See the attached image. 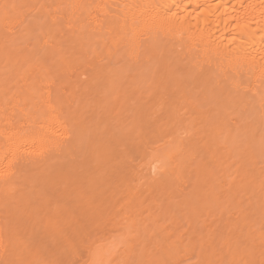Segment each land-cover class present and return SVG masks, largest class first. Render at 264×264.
I'll return each mask as SVG.
<instances>
[{"label":"bare ground","instance_id":"bare-ground-1","mask_svg":"<svg viewBox=\"0 0 264 264\" xmlns=\"http://www.w3.org/2000/svg\"><path fill=\"white\" fill-rule=\"evenodd\" d=\"M208 99L216 105L203 111ZM258 136L264 138V0H0V264H37L45 256L50 264H74L89 230L107 211L104 189L98 186L104 196L98 198L93 191L97 183L94 188L91 184L112 178L114 168L128 161L127 151L143 160L159 146L166 152L155 151L149 162H141V170L134 158L135 170L128 167L131 161L126 163L129 189L135 187V176L136 182H149L151 188H144L149 193L164 191L167 184L172 196L183 194L177 203L184 206L189 227L206 216L205 222L214 224L210 217L222 210L221 199L228 210L235 203L231 211H241L233 198L246 190L251 200L247 215L258 225L242 235L235 226L243 218L234 227L230 222L231 229L237 228L233 231L219 219L228 210L216 212L221 216L214 215L220 220L215 224L221 222V229L224 224L220 235L214 224L207 231L215 232L199 236L197 244L192 239L180 243L179 237L173 241L177 246L169 242L174 248H163L175 259L170 263L184 255L193 264H264V173H255L256 153L251 150ZM244 139L246 160L242 155L243 163L235 166L242 172L236 170L237 175L233 168L229 174L230 145ZM146 150H151L149 156ZM114 157L119 161L111 166ZM94 163L104 165L96 173L100 177L89 175ZM33 178L46 182L43 196L52 194L59 182L66 185L61 196L67 201L57 195L52 209L42 208L44 215L35 205L34 215L41 220L24 214L25 206L23 212L19 209V192L25 193L24 185ZM80 183L93 191L85 195L84 206L77 194ZM140 185L141 190L145 185ZM72 201L76 204L69 206ZM259 211L262 219L253 221ZM96 251L88 247L82 260L95 261Z\"/></svg>","mask_w":264,"mask_h":264},{"label":"rangeland","instance_id":"rangeland-1","mask_svg":"<svg viewBox=\"0 0 264 264\" xmlns=\"http://www.w3.org/2000/svg\"><path fill=\"white\" fill-rule=\"evenodd\" d=\"M200 89V88H199ZM199 89L198 90H196V94L198 93V95H199ZM202 89V88H201ZM194 95V93H193V97L195 98L197 95ZM205 102V101H204ZM207 103V104H206ZM206 103H204V104H202V107H200L203 111L204 110H209V109H213V107L216 105L215 104V102L214 101H211V100H209L208 99V101H206ZM207 105V106H206ZM207 107V108H206ZM212 113H213V111H212ZM130 120V119H129ZM115 124V123H114ZM250 138V137H249ZM258 139H259V141H255V142H257V143H255L254 144V141L252 142V145H253V148H251V150H252V152L253 153H256V154H254L255 156H256V159H255V161H256V166L254 165V169H255V173H264V145H262V144H264L263 142H264V138H261L260 136H258ZM248 140V139H247ZM239 141H241V140H239ZM239 141H237L238 143V145L239 146H237V144H233V145H230V149H231V153H232V155H233V157H232V159H233V161H235V162H233L232 160L230 161V169H228V170H226V171H230V172H227V173H229V174H231L232 173V170H233V168H234V171H233V173L234 172H236V170L238 171L239 169H236V167L238 168L242 163H243V160L242 159H245L246 157L245 156H247L246 155V151L247 150H244V149H246V147H247V141H245V139H244V141L245 142H239ZM250 141V140H249ZM240 143H241V145H240ZM243 143V144H242ZM252 145H250L251 147H252ZM258 145V146H257ZM236 146V147H235ZM240 146L241 147H244V148H240ZM161 147L164 149V147L163 146H159V149H161ZM235 147V148H234ZM156 149V148H155ZM159 149H157V151L159 150ZM165 150V149H164ZM234 150V151H233ZM255 150V151H254ZM151 150H148V152L149 153H151L150 152ZM155 151L156 150H154V152L153 153H155ZM156 151V153H158ZM225 151V150H224ZM244 151V152H243ZM128 152V156L129 157H127L128 158V161L126 162L127 164H128V167L130 166H132V165H134L135 164V162H136V166H135V168H137L138 166H137V164L139 165V167H138V170L140 169V165L142 166V164H143V160H144V163H146L145 161H147V162H149V159H150V157H151V155L153 154V153H151V155L149 154V153H147V150H146V153H145V156H149L150 155V157H149V159H148V157H147V159H146V157H144L145 159H141V157L143 156H141V154H140V159H139V157L137 158L136 156V154H134V153H132V152H130V151H127ZM160 152L162 153H164V152H166V151H163L162 149L160 150ZM260 153V154H259ZM146 154H149V155H146ZM159 154V153H158ZM160 155V154H159ZM241 155V156H240ZM242 155H243V157H242ZM245 155V156H244ZM239 157V158H238ZM242 157V159L240 160V158ZM117 159V161H115V160H113V159ZM114 158H112V160H111V162H109V163H112V162H114V164H115V166H116V162H118L119 160H118V158H116V157H114ZM134 158V161L132 160ZM139 159V160H142V161H138V160H136V159ZM143 158V157H142ZM120 159V158H119ZM235 159V160H234ZM238 160V161H237ZM246 160V159H245ZM138 161V162H137ZM134 163V164H131V163ZM141 162H142V164H141ZM233 162V163H232ZM242 162V163H241ZM97 163V162H96ZM96 163H94V164H92L93 165V167H91V169H90V173H89V175H91V176H94L93 174H95V176H97V171L99 172V174H100V171L99 170H101L102 169V166L104 167V165L103 164H101V167H99V166H96V165H98V164H96ZM108 163V167H110V164ZM126 163L124 164H119L120 166H118L119 168H117V170H116V168H114L113 170L116 172V174H120L119 176L121 177L124 173H125V171H126V169H124L125 168V166H127L126 165ZM113 163L111 164V166L112 165H114ZM123 165V166H122ZM134 166H132V170L134 169L133 167ZM232 166V167H231ZM236 166V167H235ZM258 166V167H257ZM121 167H123V168H121ZM262 168V169H261ZM99 169V170H98ZM119 169H120V171H119ZM124 169V170H123ZM143 169V168H142ZM169 169H172V168H169ZM82 170V168L80 169V171ZM94 170V171H93ZM127 170H128V168H127ZM135 170V169H134ZM141 170V169H140ZM240 170H242V169H240ZM239 170V171H240ZM115 172H113V176H112V178H110V179H108V180H106L107 182L105 183L104 182V180H103V182L101 181V180H99L100 181V183L101 184H105V187H107V188H103V186L104 185H99L98 183L99 182H96V180H95V182H94V185L93 184H91V182H90V184L93 186L92 188H94L95 187V184L97 183V187H96V189H98V186H99V189L100 190H102V189H104V191L106 192V194H105V192L102 190V191H100V192H103L104 193V196H106L107 197V195H108V200L106 199V197H105V199L103 200V202H105V204H108V206L106 205V209L105 210H107L106 211V213H104L103 214V216H102V219H101V223L99 224V223H97V225H95V226H93L92 227V229H90L89 230V234H88V239H87V237H86V239H85V241H84V244L82 243V245H84V247L81 245V247H83V248H81L80 247V249H78V250H81V252L79 253V257H78V261H76L78 264L80 263V264H137L138 262H139V264H158V262H159V264L161 263V264H163V262H164V264H165V262L167 263V264H171L170 262H174V260H173V257L171 258V257H168V255H167V253H166V249L168 248V244H169V247L171 246L172 248H174V246H172L171 244H173V241L174 242H176L177 241V238L179 237V239H181V240H179L178 242H180V243H182V241L184 242V244H186V242H187V240H193L194 241V244L196 243L195 241H197V243H198V241H199V239L202 237V235L203 234H206V235H204V237L206 236V238H207V236L209 237V235H211V233L213 234V232H215V231H212V232H210V231H207L208 229L207 228H210L211 229V227H212V229H214L213 228V225L215 224V223H217L218 224V222L220 221L219 219H221V222H223V220H224V224H225V226H226V223H228L227 225H228V228H232V226L234 227L235 226V222H237L236 224H239L238 223V221L239 220H243V221H241V223H243V222H245V223H243V224H239V225H236L235 227H237L238 226V229H237V232H238V230H239V233L241 234L242 233V235L244 234V235H246L247 233H249V230H253L254 228L253 227H255V229H254V232L257 230V226L258 225H254V223L255 222H253L252 223V218H249V216L247 215L248 214V212H250V211H248V209H246V208H249V207H247V205L251 202V200L249 199V193H248V191H247V193L248 194H246L245 195V193H246V190H245V192L244 191H242V192H244L243 194H242V192L240 193V195L241 196H239V199H240V197H244V198H242L241 199V201L237 198V197H235V199L233 198V202L235 201V202H237L236 204V206H240V207H242L241 208V211L239 210V212H238V209L236 210L237 212H238V214L237 213H235L236 211H235V209H232V210H234V211H231V209H230V207H233V206H235L234 204L235 203H232L233 205H231L230 207H229V210L226 208V207H228V205L229 204H227V206L225 207V204H226V201L224 200V199H221V200H219L220 202H224L225 204H223V207L225 208V209H223V207H222V210H225V211H227L228 210V215L226 214V212H225V214H222V218L220 217H218V215L219 216H221V214H218L219 212L221 213V211H219V209H216V212H218V213H216V212H214L215 214H211V215H213V216H211L210 217V219L213 221V220H215L214 222V224L212 223V222H208V221H206L205 222V220L203 219V218H205L206 219V217H200L199 219L197 218V220L199 221V223L198 224H196V222H195V224L192 226L191 225V227H189V225L190 224H188V223H185V221L187 222V219L186 218H184V215H183V213L185 214V209H184V206L182 207H180V205L182 204H180V203H177L178 201H179V199H180V201L184 198L183 196V194H177V193H175L174 194V196H175V198H174V196H172V194L170 193V191L167 189V184H166V190H161L160 188H155V190H154V193H153V191L151 192V190H150V193L148 192L149 190H145V189H147V187H149V182L148 183H146L145 182V180H144V184L142 183V181H140V183L142 184V185H140V183L139 182H136V177L134 176L133 178H135L133 181H131L132 183H131V185L132 186H135V187H133V189L134 188H138V193H137V190L136 189H134V191L136 192V194H135V192H134V194H133V189H129L130 188V186H129V188H128V186H126V185H128V183H130V182H128L127 180H129V178L127 179L126 177H128V174H124L123 175V180L126 178V180L125 181H123L119 176H117L116 177V175H115ZM124 172V173H123ZM127 172V171H126ZM241 172L242 171H240V173L238 172V174H241ZM101 173H102V171H101ZM232 173V174H233ZM222 174V173H221ZM221 174H219V175H221ZM235 174H237V172L235 173ZM237 174V175H238ZM262 174H260V176L262 175ZM115 175V176H114ZM125 175H126V177H125ZM87 176V178H88V175H86ZM101 175H99V176H97V177H100ZM109 176V175H108ZM96 177V179H98ZM115 178V180H116V182L113 180L114 178ZM89 178H90V176H89ZM94 178V177H93ZM117 178H119V179H117ZM34 179H36V178H33V179H30L29 181L31 182V186L33 185V187H31L30 186V182H28V183H26V185H24V188H27L26 189V191H25V193H24V191H23V189H21V191H23L22 193H21V191L19 192L20 194V196H21V198H22V201H21V204L19 205V206H21L20 208H19V206H18V208L23 212V208H24V206H25V208H24V214H26V215H29V216H32V217H35L34 219H36V217L37 218H39V217H41L40 215H38V216H35L34 214H36L35 212L37 211V210H40L39 212H40V214L42 215L46 210V206H48V208H49V210L50 209H52V207H54L53 205L55 204L56 205V200H57V198H59L58 196H61L62 195V192L61 191H63L62 189H64V187H66V185H65V183H61V182H59L60 183V185H59V183H58V186L56 185V184H54V185H56V186H52V189L53 188H55V189H53V191H52V194L50 193L51 191H49L47 194H48V196H43L44 194L42 193L43 192V190L45 189L44 187V183L46 184V182H41V181H39L38 180V182L37 181H35ZM37 180V179H36ZM88 179H86V181H87ZM110 180H112V181H110ZM117 180H119L118 182H117ZM35 183H34V182ZM84 182H85V180H83ZM82 181V182H83ZM110 181V182H109ZM121 181H122V183H121ZM130 181V180H129ZM112 182V183H111ZM134 182H136V183H134ZM41 183V184H40ZM110 183H111V185H110ZM114 183V184H113ZM119 184L120 183V185H116V184ZM146 183V184H145ZM81 184V183H80ZM78 184L79 186H80V188H78L77 190H79L80 191V193L79 192H77V191H75V193L77 192V194H79V198L80 199H83L84 201H82L81 200V203L80 202H78L77 204L79 205V203H80V205H83V204H85V203H87V200H86V196H90V194L91 193H93V191H95L94 192V195H96V192L98 193V195H96V197L98 196V198H101L102 199V196H103V193H99L98 191H99V189L98 190H96L95 188H94V190L92 191L91 190V192H89L90 191V188L91 187H89L90 185H88V183L86 182V184L88 185V187H89V189L86 187V185H85V183H83V184ZM109 186H111V187H108V185ZM137 184V185H136ZM140 185V188L142 187V186H144L142 189H144V191L141 189H139V185ZM29 186V189H28V186ZM35 185V186H34ZM38 185H39V187H38ZM43 185V186H42ZM63 185H64V187H63ZM72 187H71V186ZM61 186H62V188H61ZM79 186H76V188L77 187H79ZM81 186H82V188H81ZM147 186V187H146ZM31 187V188H30ZM69 187L70 188H72L73 189V185L70 183L69 184ZM86 187V189H84V188ZM101 187V188H100ZM117 187V188H116ZM121 188V189H123V190H121V189H119V188ZM125 187L127 188V189H125ZM40 188V189H39ZM61 188V189H60ZM112 188V189H111ZM151 187H149V189H150ZM30 189H31V191H30ZM71 189V190H72ZM89 191H88V190ZM108 189H109V191L111 192V193H109V191H108ZM115 189V190H114ZM129 189V190H128ZM28 190V191H27ZM42 190V191H41ZM57 190H58V192H57ZM113 190V191H112ZM122 192H121V191ZM125 190V191H124ZM127 190V191H126ZM157 190V191H156ZM160 192H159V191ZM38 191V192H37ZM115 191V192H114ZM140 191H143L145 194H143V192H141L140 193ZM55 193V195H54V193ZM84 193V197L81 195V194H83ZM113 192H114V194H113ZM128 194H127V193ZM168 192V193H167ZM24 193V196L23 195H21V194H23ZM50 193V194H49ZM59 193H60V195H59ZM88 193H90L89 195H88ZM123 193H126V194H124V196L123 195H121V194H123ZM158 193V194H157ZM159 193H160V195H159ZM167 193V194H166ZM77 194L75 195V197L77 196ZM150 194H151V196H150ZM28 195H29V198H28ZM52 195H54V196H52ZM58 195V196H57ZM80 195H81V197H80ZM86 195V196H85ZM101 195V196H100ZM109 195H111V196H109ZM127 195H128V197L129 196H131V197H133L132 199L131 198H128L127 197ZM157 195V196H156ZM182 195V196H181ZM31 196V197H30ZM50 196H52V197H50ZM103 196V197H104ZM121 198H120V197ZM172 196V197H171ZM223 196V195H222ZM236 196V195H235ZM47 198V200H46V198ZM66 197V195L62 198V196H61V198L62 199H64V202H65V200L67 201V198H65ZM86 197V198H85ZM117 197V199H115ZM123 197V198H122ZM128 199H127V198ZM139 197H141V198H139ZM181 197V198H180ZM224 197V196H223ZM30 198H31V200H30ZM50 198V199H49ZM53 200H52V199ZM61 198H60V200H61ZM98 198H95L94 200L95 201H97V202H99L101 199H99V201H98ZM134 198L136 199L135 200V203H134ZM148 198H149V200H148ZM164 198V199H163ZM170 198V200H171V198H173L171 201L170 200H168ZM177 198V199H176ZM35 199V200H34ZM44 199V200H43ZM121 199V200H120ZM130 199H131V201H130ZM139 199V200H138ZM144 199V200H143ZM28 200H30L29 201V203H28ZM73 200L75 201L76 199L73 197ZM85 200H86V202H85ZM111 200V201H110ZM115 200H117V202L115 201ZM127 200H129V201H127ZM146 200H148V201H146ZM245 200H247V201H245ZM25 201H27L26 203H23V202H25ZM46 201H48V202H46ZM51 201V202H50ZM74 201H72V202H69L70 204H69V206L70 205H73L72 203H74ZM108 201V202H107ZM121 202V204L123 205V206H121V204H120V202ZM125 201H127V202H125ZM143 201H144V203H143ZM174 201V202H173ZM179 201V202H180ZM250 201V202H249ZM39 202V203H38ZM50 202V203H49ZM114 202V203H113ZM124 202V203H123ZM132 202V203H131ZM182 202V201H181ZM239 202H240V204H239ZM247 202V203H246ZM42 203V204H41ZM46 203H47V205H46ZM60 203H61V201H60ZM110 203V204H109ZM113 203V204H112ZM127 203V204H126ZM174 203H177L178 205H179V207L180 208H177L178 207V205L176 206V208H177V210H174V209H176L175 208V204ZM23 204V205H22ZM30 207H28L27 205ZM39 204L41 205V206H39ZM74 204H76V203H74ZM115 204V205H114ZM125 204V205H124ZM131 204V205H130ZM136 204V205H135ZM137 204H139L138 206H137ZM161 204H162V206H161ZM170 204V205H169ZM239 204V205H238ZM32 205H34V206H32ZM35 205H36V207H35ZM51 205V206H50ZM110 205H112L111 206V208L109 207ZM121 206V208L119 207V206ZM128 205H130V207L132 208H130ZM38 206V207H37ZM44 206V207H43ZM84 206V205H83ZM115 208H114V207ZM116 206H117V209H116ZM133 206V207H132ZM136 206V207H135ZM141 206V207H140ZM149 206V207H148ZM156 206V207H155ZM160 206L162 207V208H160ZM172 206V207H171ZM37 208V210L35 209V208ZM56 207V206H55ZM107 207H109V208H107ZM112 207H113V209H114V211H112L113 212V214H111L112 212H111V210H113L112 209ZM118 207H119V209H118ZM139 207V208H138ZM28 208V209H27ZM32 208V209H31ZM44 209V212H43V209ZM135 208V209H134ZM165 208V209H164ZM170 210H169V209ZM184 210H183V209ZM234 208V207H233ZM236 208V207H235ZM30 209V210H29ZM129 209V210H128ZM153 209H154V211H153ZM182 211H181V210ZM240 209V208H239ZM26 210H27V212H26ZM34 210H36V211H34ZM116 210H118V211H116ZM123 210V211H122ZM136 210H138V211H136ZM169 210V211H168ZM179 210L181 211V212H179ZM247 210V211H246ZM31 211V212H30ZM42 211V212H41ZM47 211H48V209H47ZM108 211H109V214H108ZM116 211V212H115ZM126 211V212H125ZM132 211V212H131ZM159 211V212H158ZM185 211V212H184ZM215 211V210H214ZM229 211H231V212H229ZM245 211V212H244ZM29 212V213H28ZM33 212V213H32ZM38 212V211H37ZM111 212V213H110ZM170 212V213H169ZM174 212V214H172V213ZM177 212V213H176ZM234 212V213H233ZM241 212H243V213H241ZM260 212V213H259ZM259 212H256L257 213V216H255L254 218H253V221H254V219L256 218V220L258 219V220H261L262 219V217H259V215L260 216H262V214H261V211H259ZM32 213V214H31ZM164 213V214H163ZM223 213V212H222ZM75 214H76V212H75ZM118 214V215H117ZM148 214H149V217H148ZM176 214V215H175ZM177 214H182L181 216L179 215V216H177ZM216 214H218L216 217L214 216V215H216ZM236 214V215H235ZM240 214V215H239ZM243 214V215H242ZM37 215V214H36ZM44 215V214H43ZM74 215V214H73ZM110 215H114V216H111V217H113V218H111L110 217ZM172 215H174L175 216V219L177 220V222L175 221L174 222V216H172ZM230 215V216H229ZM234 215L236 216V217H238V218H236V217H234ZM108 216V217H107ZM145 216V217H144ZM173 218H172V217ZM241 216V217H240ZM246 216V217H245ZM247 216H248V218L250 219H248L247 218ZM31 217V219H33ZM154 217V218H153ZM166 217V218H165ZM183 220V222H182V220L180 219V218ZM186 217V216H185ZM215 217V218H214ZM230 217H234L233 219L232 218H230ZM251 217V216H250ZM27 218H28V216H26V220H27ZM42 218V217H41ZM125 218V219H124ZM131 218V219H130ZM143 218V219H142ZM207 218H209V217H207ZM219 218V219H218ZM236 218V219H235ZM243 218V219H242ZM245 218H247L248 220L247 221H245ZM24 219V220H25ZM33 219V220H34ZM40 219V218H39ZM43 219H44V216H43ZM42 219V220H43ZM106 219H109V222H107L108 220H106ZM147 219V220H146ZM152 219V220H151ZM154 219V220H153ZM173 219V220H172ZM201 219V220H200ZM209 219V220H210ZM235 219V220H234ZM41 220V219H40ZM106 220V221H105ZM166 220H167V222H166ZM204 220V222H202ZM208 220V219H207ZM225 220H226V223H225ZM138 221V222H137ZM100 222V221H99ZM122 222V223H121ZM128 222H130V223H128ZM161 222V223H160ZM174 222V223H173ZM208 222V223H207ZM221 222L219 223V225L221 224ZM232 224H234V225H232V226H230V224L231 223ZM248 222H250V223H248ZM42 223H43V221H42ZM109 223V224H108ZM131 223H133V224H131ZM148 223V224H147ZM171 223L174 225H172L171 226ZM178 223V224H177ZM201 223V224H200ZM203 223V224H202ZM212 223V224H211ZM247 223H248V225H247ZM113 224V225H112ZM124 224V225H123ZM129 224V225H128ZM168 224V225H167ZM207 224V225H206ZM217 224H215L216 225V227L218 226V228L219 229H217V231L218 232H215V233H219V231L221 232L222 230H223V226H224V224H223V226H222V229L220 228V226L219 225H217ZM245 224H246V226H245ZM40 225V231L42 230V224L40 223L39 224ZM121 225V226H120ZM160 225V226H159ZM179 225V226H178ZM185 225V226H184ZM188 226V228H187V226ZM198 225V226H197ZM202 226V228L200 227V226ZM203 225H204V227H203ZM211 225V226H210ZM242 225V226H241ZM251 226V229H248V228H250V226ZM254 225V226H253ZM115 226V227H114ZM124 226H125V228H124ZM162 226V227H161ZM164 226V227H163ZM181 226V228H179ZM196 226V227H195ZM39 227V226H38ZM100 227V228H99ZM130 227V228H129ZM227 227V226H226ZM225 227V228H226ZM242 227H243V229H245V230H243L242 229ZM97 228V229H96ZM142 228V229H141ZM147 230H146V229ZM224 228V230L226 231V229H228V228H226L225 229ZM240 228V229H239ZM253 228V229H252ZM119 229V230H118ZM121 229V230H120ZM131 229V230H130ZM134 229H135V231H134ZM171 229V230H170ZM192 229V230H191ZM199 229V230H198ZM209 229V230H210ZM211 229V230H212ZM234 229V228H233ZM233 229H231V230H233ZM236 229H234L233 231H235ZM183 230V231H182ZM187 232H186V231ZM216 230V229H215ZM95 231V232H94ZM99 231V232H98ZM107 231V232H106ZM113 231V232H112ZM131 231V232H130ZM173 233H172V232ZM180 231V232H179ZM182 231V232H181ZM190 231H192V232H190ZM229 231L230 230H228L227 231V233H229ZM244 231V232H243ZM248 231V232H247ZM125 232V233H124ZM133 232V233H132ZM145 232V233H144ZM160 232V233H159ZM170 232V233H169ZM206 232V233H205ZM208 232L210 233V234H208ZM253 232V231H252ZM88 233V232H87ZM108 233H109V235H108ZM168 233V234H167ZM181 233H183V234H181ZM193 233V234H192ZM195 233V234H194ZM225 233V232H224ZM231 233V232H230ZM236 233V232H235ZM234 232H233V234L236 236L237 234H235ZM125 234L127 235V236H125ZM149 234V235H148ZM168 236H167V235ZM189 235L188 237H187V235ZM217 234H214V237H215V235H217ZM232 234V233H231ZM233 234H232V236H233ZM102 235V236H101ZM178 235V236H177ZM183 235V236H182ZM193 235V236H192ZM219 235H220V233H219ZM228 235V234H227ZM123 236H125V237H123ZM134 236V237H133ZM180 236H182V237H180ZM191 236V237H190ZM198 236V237H197ZM199 236H200V238H199ZM99 237V238H98ZM102 237H104L103 239H102ZM109 237H111V238H109ZM121 237V238H120ZM122 237H123V239H122ZM130 237V238H129ZM193 237V238H192ZM217 237H218V235H217ZM217 237H216V239H217ZM220 238H221V236H219ZM230 237H231V235H230ZM93 238H94V240H93ZM101 238V239H100ZM198 238V239H197ZM83 239V240H84ZM105 239V240H104ZM113 239V240H112ZM125 239V240H124ZM172 239V240H171ZM195 239H197V240H195ZM242 239V238H241ZM240 239V240H241ZM90 240V241H89ZM102 240V241H101ZM115 240V241H114ZM176 240V241H175ZM244 240V239H243ZM97 241V242H96ZM156 241V242H155ZM162 242L161 244H160V242ZM91 244H90V243ZM104 242V243H103ZM111 242H112V244H111ZM125 242H127V243H125ZM171 244H170V243ZM242 242V241H241ZM95 243V244H94ZM137 243V244H136ZM177 243V242H176ZM179 243V244H180ZM196 243V244H197ZM240 243V242H239ZM108 244H110V245H108ZM147 244V245H146ZM166 244V245H165ZM243 243H241L240 245H242ZM98 245V246H97ZM103 245V246H102ZM127 245V246H126ZM133 245V246H132ZM158 247H157V246ZM173 245H175V246H177V244H173ZM86 246H88V247H92V249H97V251H96V253H98V254H96V256L98 255V258H96V256H95V258H93V259H96L95 261L94 260H91V261H89V262H87L86 263V260H85V258H84V260H85V262H83L84 260H82L83 259V257H85L84 255L86 254V249L88 248V247H86ZM109 246V247H108ZM112 246V247H111ZM138 246V247H137ZM166 246V249L165 248H163V247H165ZM96 247H98V248H96ZM100 247H102L101 249H100ZM159 247H161L160 249H159ZM113 248V249H112ZM159 249L160 251H161V253H159L160 251L159 250H157V249ZM163 249H164V252L165 253H163ZM99 250V251H98ZM110 250V251H109ZM140 250V251H139ZM143 250V251H142ZM82 251H84V252H82ZM107 251H108V253H107ZM116 251V252H115ZM142 251V252H141ZM159 251V252H158ZM79 252V251H78ZM77 252V253H78ZM112 252V253H111ZM114 252V253H113ZM76 253V254H77ZM101 255H100V254ZM140 253H142V254H140ZM76 254H74V256H73V258L75 259L76 257H77V255ZM111 254V255H110ZM116 254V255H115ZM136 254V255H135ZM76 255V256H75ZM140 255H142L141 256V258H140ZM152 255H155V256H152ZM160 255H162V256H164L163 258H164V261L162 260V261H160V259H162L161 257H160ZM101 256V257H100ZM105 256V257H104ZM111 256V257H110ZM123 256V257H122ZM166 256V257H165ZM152 257H154L153 258V260H152ZM104 258V259H103ZM138 258V259H137ZM150 258H151V260H150ZM157 258H159V261L158 260H154V259H157ZM167 258L169 259L170 258V261H168L167 260ZM187 257H184V255L182 256V257H179V258H176V260H177V263L176 264H193V261H188L187 259H186ZM45 259H46V256L44 257V259H40L38 262H37V264H50V263H48V262H45ZM42 260H44V262H42ZM107 260H111V262H108ZM146 260V261H145ZM258 260V259H257ZM93 261V262H92ZM156 261H158L157 263H155ZM41 262V263H40ZM76 262H73L74 264L76 263ZM123 262V263H122ZM148 262V263H147ZM151 262H153V263H151ZM192 262V263H191ZM26 264L25 262H21L20 264ZM71 264H72V262H71ZM172 264H174V263H172Z\"/></svg>","mask_w":264,"mask_h":264},{"label":"snow or ice","instance_id":"snow-or-ice-1","mask_svg":"<svg viewBox=\"0 0 264 264\" xmlns=\"http://www.w3.org/2000/svg\"><path fill=\"white\" fill-rule=\"evenodd\" d=\"M4 7H5V8H7L8 6H7V5H5Z\"/></svg>","mask_w":264,"mask_h":264}]
</instances>
